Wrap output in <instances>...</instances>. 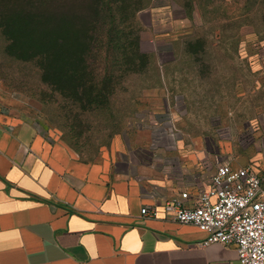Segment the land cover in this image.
I'll list each match as a JSON object with an SVG mask.
<instances>
[{
  "label": "rangeland",
  "instance_id": "obj_1",
  "mask_svg": "<svg viewBox=\"0 0 264 264\" xmlns=\"http://www.w3.org/2000/svg\"><path fill=\"white\" fill-rule=\"evenodd\" d=\"M26 4L63 13L64 41L25 45ZM48 5L0 0V115L156 196L207 187L223 161L264 172V0Z\"/></svg>",
  "mask_w": 264,
  "mask_h": 264
},
{
  "label": "crops",
  "instance_id": "obj_2",
  "mask_svg": "<svg viewBox=\"0 0 264 264\" xmlns=\"http://www.w3.org/2000/svg\"><path fill=\"white\" fill-rule=\"evenodd\" d=\"M109 166L0 115V264H241L234 244L201 245L202 230L165 214L182 190L149 194ZM153 203L155 217L140 213Z\"/></svg>",
  "mask_w": 264,
  "mask_h": 264
},
{
  "label": "built area",
  "instance_id": "obj_3",
  "mask_svg": "<svg viewBox=\"0 0 264 264\" xmlns=\"http://www.w3.org/2000/svg\"><path fill=\"white\" fill-rule=\"evenodd\" d=\"M163 209L173 220L202 230L199 244L232 243L241 264H264V182L253 166L223 161L207 187L193 194L182 190ZM140 213L155 217L157 205L144 204Z\"/></svg>",
  "mask_w": 264,
  "mask_h": 264
},
{
  "label": "trees",
  "instance_id": "obj_4",
  "mask_svg": "<svg viewBox=\"0 0 264 264\" xmlns=\"http://www.w3.org/2000/svg\"><path fill=\"white\" fill-rule=\"evenodd\" d=\"M41 2H45L47 6L49 3V0H39ZM64 0H61L63 2ZM60 2V1H59ZM31 4H26L23 6L21 11V21L19 22V26L21 27L22 34L25 37V45L32 46L33 42H39L38 39L47 40L52 37H55V33L57 35V39H60L61 42L64 41L66 33L68 30L66 21V16L61 13L58 15L55 14L51 9L46 10L40 8L38 13L32 10L31 7H29ZM63 9V7H61ZM91 11V8L89 7L88 11L86 10H79L80 18H83L85 16V19H87L90 24L89 30H87V33L89 34V37H92V29L94 30V24L97 23V17H100L99 14V8H94V14H91L89 16V12ZM77 17V16H76ZM76 27H80L79 24ZM47 52V50H45Z\"/></svg>",
  "mask_w": 264,
  "mask_h": 264
}]
</instances>
